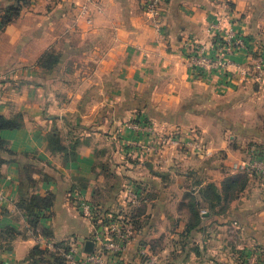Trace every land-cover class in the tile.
<instances>
[{
  "label": "crops",
  "instance_id": "crops-1",
  "mask_svg": "<svg viewBox=\"0 0 264 264\" xmlns=\"http://www.w3.org/2000/svg\"><path fill=\"white\" fill-rule=\"evenodd\" d=\"M83 4L89 24L79 14ZM17 5L18 16L0 24V114L24 115L20 128L0 131V264H26L40 229L54 241L84 247L95 226L79 215L72 194L91 199L96 187L105 190L104 168L121 187L113 192L110 212L133 208L124 206L125 185L138 182L143 191L139 206L146 225L128 244L124 263H135L144 243L156 245L151 251L161 264H243L246 253H258L264 264V179L255 175H247L224 213H211L200 200L199 231L181 243L178 237L187 218V173L196 170L201 185L220 187L225 177L243 173L233 166L247 158L248 141L264 148V86L234 72L193 74L186 55L192 42L208 40L207 24L219 17L248 39L250 55L234 56L247 63L264 46V0H165L163 36L148 23L141 0H0V17ZM47 52L59 55L52 70L37 64ZM231 95L232 108L242 110L238 131L206 151L224 159L175 148L161 156L145 153L137 143L149 135L127 127L137 121L153 131L178 127L186 133L189 127L167 124L195 125L196 110L226 105ZM245 105L251 106L249 117ZM50 135L61 140L62 150L48 146ZM26 193L49 200L37 211L36 232L17 206ZM8 227L20 234L9 239L3 234Z\"/></svg>",
  "mask_w": 264,
  "mask_h": 264
},
{
  "label": "built area",
  "instance_id": "built-area-1",
  "mask_svg": "<svg viewBox=\"0 0 264 264\" xmlns=\"http://www.w3.org/2000/svg\"><path fill=\"white\" fill-rule=\"evenodd\" d=\"M91 0H87L89 2ZM165 0H141L143 13L158 36L164 35L165 24L161 18V4ZM87 4L79 7V14L86 16ZM86 23H91V18L86 16ZM207 41L192 42L186 55V65L193 74H208L209 71L224 74L234 72L239 79H246L262 85L264 82V46L257 48V53L251 55L245 64L238 63L234 56L237 53L250 55L252 47L247 38L241 37L234 24L224 26V19L215 18L208 22ZM254 49V48H253ZM234 70V71H233ZM229 76V75H228ZM127 127L133 130L145 131L149 136L146 140L137 143L140 150L145 153H154L161 156L164 150L175 148L183 150L185 154L206 153L207 148L200 142L199 136L193 131L182 132L178 127L171 130L153 131V125L131 121ZM159 127V126H158ZM160 128V127H159ZM245 160L233 166L234 169L247 175H255L264 179V150L252 147ZM165 156H163V159ZM124 206L135 207L142 201L143 191L140 185L131 182L123 188ZM0 194V200L2 199ZM79 215L95 226L91 235L93 248L87 252L83 243L68 242L66 249H59L65 259V264H127L123 255L127 250L137 229L127 217L126 210L120 205V213L108 214V221L95 222L97 212L92 204V199L72 194ZM35 241L40 248H52L54 240L36 232ZM258 253L245 254L243 264H261ZM132 264H161L157 254L151 251L148 244H140L136 252V262Z\"/></svg>",
  "mask_w": 264,
  "mask_h": 264
},
{
  "label": "trees",
  "instance_id": "trees-1",
  "mask_svg": "<svg viewBox=\"0 0 264 264\" xmlns=\"http://www.w3.org/2000/svg\"><path fill=\"white\" fill-rule=\"evenodd\" d=\"M19 11L20 5L7 7L4 10L3 15L0 17V24L2 25L3 23L11 21L13 18L18 16ZM58 59L59 55L47 52L40 57L37 64L42 69L52 70L58 63ZM23 121L24 115L22 113H16L12 117H5L0 114V131L4 129L20 128L23 125ZM148 121L153 122L151 119H148ZM47 142L48 146L52 150L63 149L61 140L55 135L48 136ZM1 147L3 148L5 146L3 140L0 138V148ZM217 154V156L221 155L220 153ZM110 170L104 168L105 180L103 184L108 188V190L106 191L107 188L105 190H101L100 186L96 187L91 198L94 209L97 212L95 222L100 219L101 223H106L109 219L108 214L111 213L113 215H117L118 213H120V209L118 206L113 212H110L111 204L115 203V200H113L112 197L113 192H115L116 189V191H118L120 187V181L113 172H110ZM201 182L202 180L198 179L196 170H190L187 173V180L184 184V188H186L187 191L184 195L185 202L182 204V209H185V211L187 212V218L185 219L183 228L178 232L180 243L184 242L188 237L192 236L194 232H198L200 229V200L208 203V209L211 213H224L228 208L230 201L236 198L238 196V193L245 187L247 183V174L236 173L227 176L221 182L220 187H217L212 182L201 185ZM135 183L140 185V183L138 182ZM17 206L24 209V211L26 212L28 223L32 226V230L36 232V229L39 228L37 227L39 223V216L37 211L48 207L49 200L47 196L40 197L29 195L26 193L21 195ZM143 210L144 207L138 205L136 207L130 208L129 211H125V216L127 215L130 221L134 223L137 230H141L146 225V219L141 217L143 215ZM46 232L47 231H42V229H40L39 234L50 237ZM3 234H6L9 239H13L20 233L17 230L8 227L3 230ZM8 244V242L4 244L6 245V249L9 248ZM153 246L150 245L151 250H155L154 248L156 245ZM67 247L68 242L66 240L54 241L52 248H40L39 245L36 244L29 251L28 255L24 259V262L26 264H65V259L61 255L59 249H66Z\"/></svg>",
  "mask_w": 264,
  "mask_h": 264
},
{
  "label": "rangeland",
  "instance_id": "rangeland-1",
  "mask_svg": "<svg viewBox=\"0 0 264 264\" xmlns=\"http://www.w3.org/2000/svg\"><path fill=\"white\" fill-rule=\"evenodd\" d=\"M259 86H261V87L264 86V82L262 85H259ZM231 98H232V103H231V105H228V103L231 102ZM231 98L227 99L226 101H229V102L226 105L223 104V106H221V107H216L215 105H213L210 108H202V109L196 110L194 112V114H197L198 116H200L199 117L200 119L199 120L196 119L199 123H196L195 125L194 124L192 125L190 123L177 124V125L175 123H169L167 125L172 126V127L173 126H179L182 128H188L189 127L188 131L193 130L196 134L199 133V136H200L199 140L201 143L204 144V146L206 148H209L210 145H212L211 147H213L221 138L224 137V139L229 140L228 136L230 134L234 135L238 131V130H236V128L238 127V124L236 123L235 120L240 119V116L242 114V110L239 108H237V109L232 108L234 97H232V95H231ZM226 101H224V102H226ZM244 107H245L246 111L248 112V113H246V116L249 117L251 114V111H252L251 106L245 105ZM253 112H255V114H257V112L255 110H253ZM182 121L187 122L185 119L183 120V118H182ZM191 121H192V119H191ZM191 123H193V121ZM163 124H165V123H163ZM198 126L203 127L205 129V131H202V129L199 128ZM163 128H164V126H163ZM243 131H245V130H243ZM254 131H256V130H254ZM239 132H241V130H239ZM256 133L258 134V132H256ZM248 144L251 148L254 147V148L264 150V148H262L263 144L259 143V141H254V142L248 141ZM180 151L183 152V150L181 148H180ZM250 151L251 150H249L248 152H250ZM183 154L186 155L185 153H183ZM204 154H205V157L212 154L210 157L218 158L219 156H221L224 159V155L223 156L222 155L217 156L218 155L217 151L214 152L213 150H211L209 153H204ZM200 156H202V155H200ZM200 156H197V158H200ZM221 157H219V158H221ZM197 158H195V160ZM184 211H185V209H184Z\"/></svg>",
  "mask_w": 264,
  "mask_h": 264
},
{
  "label": "water",
  "instance_id": "water-1",
  "mask_svg": "<svg viewBox=\"0 0 264 264\" xmlns=\"http://www.w3.org/2000/svg\"><path fill=\"white\" fill-rule=\"evenodd\" d=\"M92 248H93V242L91 240L85 241V243H84V250L87 251V252H89V251L92 250Z\"/></svg>",
  "mask_w": 264,
  "mask_h": 264
}]
</instances>
